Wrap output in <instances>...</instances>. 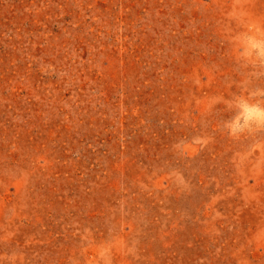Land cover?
I'll return each instance as SVG.
<instances>
[{
	"label": "rangeland",
	"instance_id": "1",
	"mask_svg": "<svg viewBox=\"0 0 264 264\" xmlns=\"http://www.w3.org/2000/svg\"><path fill=\"white\" fill-rule=\"evenodd\" d=\"M243 104L264 0H0V264H264Z\"/></svg>",
	"mask_w": 264,
	"mask_h": 264
},
{
	"label": "clouds",
	"instance_id": "2",
	"mask_svg": "<svg viewBox=\"0 0 264 264\" xmlns=\"http://www.w3.org/2000/svg\"><path fill=\"white\" fill-rule=\"evenodd\" d=\"M240 107L242 111L239 115L233 117V119L226 124L232 134L244 131V125L248 120L254 117L257 118L259 122L264 123V108L257 105L248 106L247 104H243ZM241 117H243V122L241 121Z\"/></svg>",
	"mask_w": 264,
	"mask_h": 264
}]
</instances>
